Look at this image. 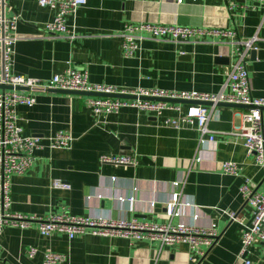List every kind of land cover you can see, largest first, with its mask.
Returning a JSON list of instances; mask_svg holds the SVG:
<instances>
[{
	"label": "crops",
	"instance_id": "obj_1",
	"mask_svg": "<svg viewBox=\"0 0 264 264\" xmlns=\"http://www.w3.org/2000/svg\"><path fill=\"white\" fill-rule=\"evenodd\" d=\"M5 16H18L10 73L48 81L68 65L85 70L91 84L119 89H162L217 93L234 59L232 42L256 37L264 51V5L245 2L229 9L224 0H87L74 18L67 17L74 39H46L43 25L53 18L34 0H2ZM150 23L206 30L194 43L145 41L131 58L121 54L117 34L125 24ZM232 31L234 38L209 33ZM1 51V49H0ZM1 63V54H0ZM251 93L264 98V59L246 65ZM46 90H25L32 107L16 110L24 136L39 138L42 148L33 153V166L10 179L9 212L43 218L63 212L72 216L138 218L165 223L164 203L172 184L184 180L182 199L198 207L197 223L216 226L218 241L203 256L186 245L160 246L157 241H135L83 235L72 240L64 234L41 236L37 224L6 227L0 237V264H42L46 251L66 255V264H264V244L255 243L238 258L241 228L229 223L221 211L235 212L251 222L252 209L239 192L249 180L256 193L264 194V170L247 157L242 142L231 135L242 124L244 109L217 106L219 119L209 123L215 142L197 150L193 128L175 129L162 117L122 109L104 122L92 115L85 102L89 96ZM186 107V104H181ZM67 132L73 139L69 150H51L47 138ZM101 156H128L132 165L101 163ZM199 158L198 163H192ZM238 164L237 176L226 175L220 163ZM61 180L69 190L52 188ZM135 192H134V191ZM91 199L88 200L87 197ZM134 197L133 202L126 199ZM122 198V199H121ZM156 205L151 212L150 203ZM192 208L182 209L181 220L193 223ZM176 222V220H174ZM36 253L28 257V250ZM193 260V261H192Z\"/></svg>",
	"mask_w": 264,
	"mask_h": 264
},
{
	"label": "built area",
	"instance_id": "obj_2",
	"mask_svg": "<svg viewBox=\"0 0 264 264\" xmlns=\"http://www.w3.org/2000/svg\"><path fill=\"white\" fill-rule=\"evenodd\" d=\"M38 7L47 8L53 13V18L43 25L44 35L42 38H59L71 41L74 39L72 27L66 24V18H74L77 11L86 4L87 0H34ZM183 0H176L181 4ZM228 8L234 9L239 4L249 2L262 4L264 0H224ZM0 0V49H2V71L0 84L6 86L23 87L29 90L55 89L63 91H76L97 93L106 95H124L132 98L111 97H88L86 106L93 116L102 119L118 115L122 109L129 108L137 112L151 114L156 118L163 116L165 112H175L173 118L163 120V125L175 129L193 128L198 134L197 150L202 149L206 143L215 142V131L209 129L211 121L219 119L218 104L250 106L242 115V124L231 135L238 138L245 150L247 157H251L256 166L264 170V98H256L252 95L249 78L246 69L250 52L256 51L257 38L254 36L248 40H235L230 58L234 62L225 76V81L217 93H199L194 91H175L162 89H119L114 86L91 84L85 70H78L70 65L61 73L54 75L48 81L15 76L10 73L14 45L19 37L16 33L18 16L12 14L5 16V10ZM208 33L201 28L185 26H167L150 23L125 24L117 34L121 40L120 50L124 58H131L140 49L145 41L170 42L173 44L194 43L199 36ZM209 33L234 38L232 31L214 30ZM142 98L182 100L188 102H206L210 106L201 104H186L182 107L179 103L151 101ZM35 103L33 97L25 95L22 91L0 90V237L6 227H29L32 223L37 224L41 236L50 237L54 234H64L68 240L77 236L90 235L108 238H124L135 241H157L160 246L186 245L190 251L203 256L202 248L211 249L218 233L214 223L199 225L197 223L201 214L198 207L191 202L182 199L181 188L184 180L174 182L172 186L176 191L170 193L164 203L165 223H154L138 218H103L90 216H72L68 213L51 214L43 218L24 216L9 212L10 202V179L14 175L24 174L35 161L33 153L42 148L39 138L24 136L18 125L16 110L20 106L32 107ZM73 139L67 132H58L47 138V146L51 150L66 149L72 147ZM196 158L192 163H198ZM101 163L113 165H132L134 160L128 156H101ZM223 174L237 176L238 164L231 161L220 163ZM52 188L69 190L70 186L61 180H53ZM134 191V190H133ZM135 192V191H134ZM239 192L246 204L252 209L251 222L244 220L235 212L221 211L228 217L229 223H235L241 228L240 251L238 258H242L248 249L255 243L264 244V194L256 193L254 185L245 180L240 186ZM91 199L90 196L87 197ZM122 199V198H121ZM133 202L134 197L126 199ZM156 202L150 203L152 212ZM192 208L193 223L187 224L181 220L184 216L182 209ZM176 220V222H174ZM36 253L34 248L27 252L28 257ZM1 254V245H0ZM67 256L52 251L43 254L42 264H66ZM193 261V260H192ZM244 264H251L245 260Z\"/></svg>",
	"mask_w": 264,
	"mask_h": 264
},
{
	"label": "water",
	"instance_id": "obj_3",
	"mask_svg": "<svg viewBox=\"0 0 264 264\" xmlns=\"http://www.w3.org/2000/svg\"><path fill=\"white\" fill-rule=\"evenodd\" d=\"M1 57H2V49L0 51ZM264 59V51H251L250 52V60L253 61L255 59ZM2 61L0 63V73L2 71ZM0 90H16V91H25L27 90L26 88L23 87H15L13 88L12 86H6L3 84H0ZM51 91L54 92H58V93H62V94H68V95H81V96H89V97H111V98H132L130 96H124V95H106V94H97V93H86V92H76V91H63V90H55L52 89ZM142 99H148L151 101H163V102H173V103H179V104H201V105H205V106H210V103H206V102H188V101H182V100H167V99H154V98H142ZM219 106H228L231 108H236V109H244V110H248L251 109L250 106H242V105H231V104H225V103H221L218 104ZM219 237L216 239L215 243L218 241ZM215 245V244H214Z\"/></svg>",
	"mask_w": 264,
	"mask_h": 264
}]
</instances>
